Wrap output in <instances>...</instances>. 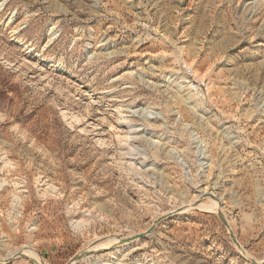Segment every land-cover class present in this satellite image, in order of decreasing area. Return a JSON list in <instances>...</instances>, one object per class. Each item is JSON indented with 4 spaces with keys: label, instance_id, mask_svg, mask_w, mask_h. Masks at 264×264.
Here are the masks:
<instances>
[{
    "label": "rangeland",
    "instance_id": "obj_1",
    "mask_svg": "<svg viewBox=\"0 0 264 264\" xmlns=\"http://www.w3.org/2000/svg\"><path fill=\"white\" fill-rule=\"evenodd\" d=\"M22 248L264 264V0H0V264Z\"/></svg>",
    "mask_w": 264,
    "mask_h": 264
},
{
    "label": "water",
    "instance_id": "obj_2",
    "mask_svg": "<svg viewBox=\"0 0 264 264\" xmlns=\"http://www.w3.org/2000/svg\"><path fill=\"white\" fill-rule=\"evenodd\" d=\"M167 216H168V215L163 216L162 218L167 217ZM218 216H219V218L222 220V222H223L227 227H229V225H228V223H227V220L225 219V217L223 216V213H222L220 210L218 211ZM162 218H160V219H162ZM152 228H153V225H152L149 229H147V231H145V232H143V233H137V234H135L134 236L120 238V240H119L118 243H120V244H122V243H127V242H130V241L135 240L136 238L143 237L144 235L150 233V232L152 231ZM230 236L232 237L233 242H234L236 245H238V242H237L236 239L234 238V234L230 233ZM81 256H82V255L77 256L76 259L80 258ZM38 264H41V263H38Z\"/></svg>",
    "mask_w": 264,
    "mask_h": 264
},
{
    "label": "bare ground",
    "instance_id": "obj_3",
    "mask_svg": "<svg viewBox=\"0 0 264 264\" xmlns=\"http://www.w3.org/2000/svg\"><path fill=\"white\" fill-rule=\"evenodd\" d=\"M189 68V71L191 72V69L190 67ZM203 80V79H201ZM134 128V127H133ZM203 194H206V197H211L213 199H215L217 201V204H218V207L216 209V212L219 211L220 209V206H219V201H218V198L215 194H212L211 192H205L203 191V193H201V195L203 196ZM199 203H193V202H187L186 205L183 207V210H186V209H190V208H195L196 205H198ZM117 238V237H116ZM120 238L118 237L116 242H113V244H117L119 242ZM87 249V248H86ZM19 253H22V254H25L26 256L28 255L32 260H34L36 263H41V259L38 258L39 261H36L34 257L30 256L28 250H25L24 248L20 249V251H18Z\"/></svg>",
    "mask_w": 264,
    "mask_h": 264
}]
</instances>
